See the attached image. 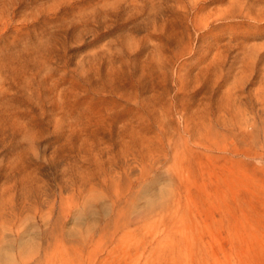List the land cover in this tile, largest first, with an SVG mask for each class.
Instances as JSON below:
<instances>
[{"label":"rangeland","instance_id":"1","mask_svg":"<svg viewBox=\"0 0 264 264\" xmlns=\"http://www.w3.org/2000/svg\"><path fill=\"white\" fill-rule=\"evenodd\" d=\"M0 264H264V0H0Z\"/></svg>","mask_w":264,"mask_h":264}]
</instances>
